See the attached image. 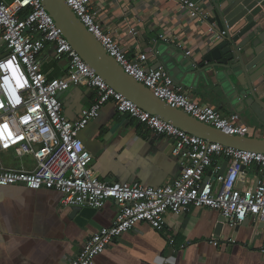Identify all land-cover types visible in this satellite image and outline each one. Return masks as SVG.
<instances>
[{
	"label": "built area",
	"instance_id": "built-area-1",
	"mask_svg": "<svg viewBox=\"0 0 264 264\" xmlns=\"http://www.w3.org/2000/svg\"><path fill=\"white\" fill-rule=\"evenodd\" d=\"M65 1L107 54L156 97L227 134L252 137V130L241 123L239 114L226 115L199 104L175 84L165 69H147V55L130 59L120 41L92 12L96 0ZM175 1L191 17H200L195 0ZM211 33L217 35L214 26ZM0 41L5 49L0 55V186L22 184L35 191L55 189L62 195L63 207L100 209L107 201H114L118 207L113 225L95 233L75 259L65 264H92L139 223L164 229L169 212L182 216L193 208H206L218 211L231 226L242 225L248 219L264 223V154L207 142L139 108L111 88L81 58L42 0H0ZM50 46L58 59L67 61V74L61 78L48 77L42 69L40 56ZM72 87L89 88L96 95L94 103L74 121L64 115L60 100V94ZM109 102L119 113L172 139V154L181 168L176 179L160 187H147L140 183H108L97 177L90 166L93 155L80 133L99 118ZM5 157H31L36 165L31 170L11 167ZM216 159L228 162L224 175L220 174L222 166ZM253 166L262 174L258 187L237 188L242 167L248 170ZM211 243L219 246L217 240Z\"/></svg>",
	"mask_w": 264,
	"mask_h": 264
},
{
	"label": "crops",
	"instance_id": "crops-1",
	"mask_svg": "<svg viewBox=\"0 0 264 264\" xmlns=\"http://www.w3.org/2000/svg\"><path fill=\"white\" fill-rule=\"evenodd\" d=\"M195 1L199 18L191 17L175 0H96L92 12L120 41L130 59L147 55L145 67L155 70L159 53H178L202 63L218 43L211 33L214 20L208 1ZM261 19L264 25V8ZM3 53L0 41V55ZM40 59L48 77L67 74V61L58 59L52 46ZM170 75L191 99L226 115L239 114L241 123L252 130V137L264 138V125L258 123L245 103L228 97L232 92L224 89L216 77L187 82ZM95 96L93 90L84 87H72L60 94L64 115L72 121L78 119L81 111L94 103ZM80 138L93 155L90 166L104 182L160 187L180 175V165L172 154V139L119 113L113 102L102 108L99 118L89 123ZM4 161L26 170L36 165L31 157H5ZM216 163L223 167L226 160L216 159ZM247 171L243 187H255L262 174L256 166ZM61 198L55 189L35 191L22 184L0 186V264L68 263L95 233L111 227L116 220L117 204L107 201L81 226L72 216L75 207H63ZM221 217L218 211L206 208H193L182 216L169 212L164 229L139 223L92 264H264V223L252 219L239 226L225 223L219 231ZM213 239L219 246L211 243Z\"/></svg>",
	"mask_w": 264,
	"mask_h": 264
},
{
	"label": "water",
	"instance_id": "water-1",
	"mask_svg": "<svg viewBox=\"0 0 264 264\" xmlns=\"http://www.w3.org/2000/svg\"><path fill=\"white\" fill-rule=\"evenodd\" d=\"M207 1L218 43L203 57V62H195L179 56L178 53H159V61L155 66L157 69L168 70L180 81L216 77L224 89L229 88L228 92H232L228 97L245 103L258 123L264 125V25L261 19L264 0ZM42 2L63 36L81 58L111 88L139 108L207 142L264 154V138L227 134L170 107L164 100L156 97L107 54L65 0ZM228 166V162L223 165L221 175L226 173ZM247 173V169L242 167L237 188H243ZM257 187L258 184L255 189ZM96 210L90 207H75L72 216L82 226L92 219ZM224 224L225 220L221 217L219 231L223 229Z\"/></svg>",
	"mask_w": 264,
	"mask_h": 264
},
{
	"label": "rangeland",
	"instance_id": "rangeland-1",
	"mask_svg": "<svg viewBox=\"0 0 264 264\" xmlns=\"http://www.w3.org/2000/svg\"><path fill=\"white\" fill-rule=\"evenodd\" d=\"M17 163V162H16Z\"/></svg>",
	"mask_w": 264,
	"mask_h": 264
}]
</instances>
